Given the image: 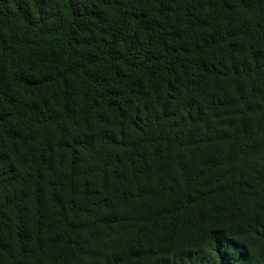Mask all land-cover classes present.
Here are the masks:
<instances>
[{
  "label": "trees",
  "instance_id": "1",
  "mask_svg": "<svg viewBox=\"0 0 264 264\" xmlns=\"http://www.w3.org/2000/svg\"><path fill=\"white\" fill-rule=\"evenodd\" d=\"M0 264H264V0H0Z\"/></svg>",
  "mask_w": 264,
  "mask_h": 264
}]
</instances>
